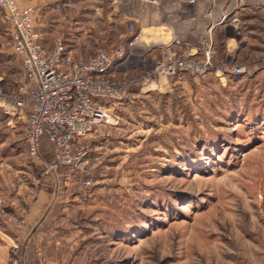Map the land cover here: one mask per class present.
Listing matches in <instances>:
<instances>
[{"label": "rangeland", "instance_id": "374dc122", "mask_svg": "<svg viewBox=\"0 0 264 264\" xmlns=\"http://www.w3.org/2000/svg\"><path fill=\"white\" fill-rule=\"evenodd\" d=\"M237 1L253 3L217 2L233 14ZM70 7L68 22L91 12ZM250 9L263 29L261 10ZM226 40L218 38L208 74L176 83L151 74L155 60L128 59L115 79L130 83L129 101L115 106L116 125L87 137L91 181L83 186L75 173L76 205L37 238L36 264H264V34L252 39L251 55ZM232 65L251 76L229 74ZM23 83L0 11V93ZM24 125L0 109V191L32 182L38 158L26 153Z\"/></svg>", "mask_w": 264, "mask_h": 264}, {"label": "built area", "instance_id": "2783aa9c", "mask_svg": "<svg viewBox=\"0 0 264 264\" xmlns=\"http://www.w3.org/2000/svg\"><path fill=\"white\" fill-rule=\"evenodd\" d=\"M3 21L13 39V54L23 70L24 83L15 94L0 93V109L10 121L21 119L24 125V142L29 158L40 153L43 137L54 145V160L44 163L45 173L57 174L64 166L79 174L82 185L91 181L90 144L87 137L98 126L116 125L119 122L115 106L129 101L130 83L115 79L133 56L118 47L113 51L98 50L89 58H77L63 42L45 48L34 24L35 9L20 5L18 0H0ZM220 24L229 27L238 49L243 29L239 18L233 14L222 17ZM131 34L127 46H134L138 35L129 25ZM180 46L172 39L160 46L161 54L154 61L152 75L173 79L183 75L204 76L212 69L213 44L193 52H177ZM228 47V45H227ZM233 59V58H232ZM264 69V57L260 61ZM224 85V70H217ZM234 76L248 74L246 65H232L228 70ZM15 247L8 259L0 264H22L23 257Z\"/></svg>", "mask_w": 264, "mask_h": 264}, {"label": "crops", "instance_id": "0c3cea01", "mask_svg": "<svg viewBox=\"0 0 264 264\" xmlns=\"http://www.w3.org/2000/svg\"><path fill=\"white\" fill-rule=\"evenodd\" d=\"M217 1L18 0L20 5L35 9L34 24L40 33L43 47L50 48L60 41L74 56L83 59L93 57L98 50L113 51L122 47L126 53L130 52L135 57L142 56L144 59L141 63L147 65H151L152 61L159 57L160 46L172 39L180 42V46L175 47L177 52L201 53V50L212 42L213 49L215 46L214 54H217L218 38L221 42L224 36L227 39L226 44L228 42L231 47H237L236 41L229 43L234 37L223 33L224 29H231L220 24V20L227 12L222 11L223 7ZM83 4L88 6L91 12L85 17L77 16L68 22L63 11L72 8L70 6ZM253 4L257 5L258 11L260 9L264 15V0H257V3L253 0V3L244 5L237 1L233 11L239 18L241 26L246 25L243 32L245 35L242 33V44L237 51L241 49L250 55L251 51L248 49L255 45L252 39L264 34V28L253 25L256 18L252 13H248L253 12L250 9ZM245 16L246 20L243 19ZM244 22L247 24H243ZM129 25L134 26L135 35H138L131 48L127 46L131 37ZM158 43L161 45H155ZM248 76L251 75L247 74L244 77ZM182 78L183 76L177 77L174 82H179ZM34 165L30 185H17L18 183L14 185L10 182V185L14 186L13 189L0 191V218L5 219L0 220V263L8 259L15 247L19 254L20 247L22 249L20 256L23 255V264L40 262L37 238L50 229V221L56 212L64 214L76 205L75 192L79 182L73 174L66 173L61 177L56 173H47L49 176L45 178L44 185L52 188L50 190L43 187L41 172L35 171L37 167L42 168L44 162L35 160ZM20 229L21 237L18 236L16 239L15 235L20 233ZM36 231L39 233L34 235ZM20 238H23V241L17 243ZM31 242L35 244L37 262L32 260L33 257L28 250Z\"/></svg>", "mask_w": 264, "mask_h": 264}, {"label": "trees", "instance_id": "16d2710c", "mask_svg": "<svg viewBox=\"0 0 264 264\" xmlns=\"http://www.w3.org/2000/svg\"><path fill=\"white\" fill-rule=\"evenodd\" d=\"M134 34H135V32H134ZM107 51H109V50H107ZM40 151L42 152V154H41L42 157L40 158L38 156L37 157L38 161L44 162V163H51L54 160V145L46 137H43L42 140H41ZM38 170L42 174L41 179H42V184L44 185L45 184V180H46L45 178H47L49 175L47 173H45L44 170L41 167L40 168L37 167L35 169V171H38ZM66 173L73 174L78 179V182H79V177L75 174V172L71 171L70 169H68L67 167H64V166L59 167L57 175H59L61 177H64ZM43 187L46 188V189L50 188V187H48L46 185H44ZM50 190H52V188H50ZM59 212L60 211L56 212L52 216V220L59 218V216H60ZM38 233H39V231H36L33 234L36 235ZM28 250H29L30 255L33 257L32 260L36 261L37 258H36V253H35V244H33V242H31L30 246L28 247Z\"/></svg>", "mask_w": 264, "mask_h": 264}]
</instances>
